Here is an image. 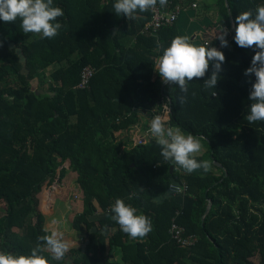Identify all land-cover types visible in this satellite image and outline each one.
<instances>
[{
  "label": "trees",
  "instance_id": "1",
  "mask_svg": "<svg viewBox=\"0 0 264 264\" xmlns=\"http://www.w3.org/2000/svg\"><path fill=\"white\" fill-rule=\"evenodd\" d=\"M115 2L53 0L64 15L51 39L24 33L19 17L0 21V252L28 256L38 237L58 231L69 251L56 261L44 249L39 254L49 264H64L69 254L78 255L74 264H264V121L246 120L255 76L244 75L256 50L234 38L222 47L217 39L222 27L228 39L236 16L255 14L264 0H216L222 27L209 26L204 45L225 56L220 79L205 89L210 65L187 92L155 71L163 49L180 36L178 19L150 34L144 31L150 10L127 19L114 13ZM86 66L94 72L80 88ZM157 115L166 127L203 137L206 153L194 158L212 162L207 173L180 175L152 135L131 140L135 126L143 134ZM67 175L83 202L70 220L71 205L59 198ZM172 181L179 191H170ZM118 198L151 220L144 239H132L111 219ZM97 210L106 215L94 219ZM172 221L182 238L195 237L192 245L171 235ZM107 246L118 257L105 259Z\"/></svg>",
  "mask_w": 264,
  "mask_h": 264
},
{
  "label": "clouds",
  "instance_id": "2",
  "mask_svg": "<svg viewBox=\"0 0 264 264\" xmlns=\"http://www.w3.org/2000/svg\"><path fill=\"white\" fill-rule=\"evenodd\" d=\"M157 4L166 7L168 0H116L113 9L117 16L134 19L138 11L147 12L156 8ZM63 15V9L53 6V0H0V21L12 23L19 17L24 33L38 34L41 38L51 39L58 35L62 24L57 22V18ZM235 24V43L241 48L256 50L250 67L244 72L246 77L255 76L249 94L252 103L246 116L248 123L252 124L264 121V5L257 6L255 14L252 11L240 13L235 18ZM227 35V29L223 28L217 36L222 47L229 46ZM157 47H161L159 41ZM224 61L223 52L217 48L197 47L190 43L188 37L176 36L157 58L155 71L164 84L176 85L182 92H187L188 82L194 78H205L211 65V75L203 82L205 89H213L220 79ZM184 101L185 97L181 96L179 102L183 104ZM150 134L161 147V156L165 161L178 165L189 174L201 169L207 173L211 169L210 160L198 161L194 158V154L203 149V137L191 133L186 135L178 126L166 127L165 119L160 115L151 120ZM111 212V219L132 239L146 237L152 231L151 220L143 214H136L137 210L122 199L115 200ZM69 247L60 232L52 231L38 237L37 245L28 256L0 252V264H49L40 252L47 249L53 260L60 261Z\"/></svg>",
  "mask_w": 264,
  "mask_h": 264
},
{
  "label": "crops",
  "instance_id": "3",
  "mask_svg": "<svg viewBox=\"0 0 264 264\" xmlns=\"http://www.w3.org/2000/svg\"><path fill=\"white\" fill-rule=\"evenodd\" d=\"M200 1H204V6L200 5ZM197 8L193 9L191 6H186L183 11L181 12L178 21L176 23L178 31L180 36H186L188 37L190 43H192L194 46H203L204 40H206L205 36H209V26L216 24L218 27L221 26V20L222 16L220 15L218 11V6L216 4V0H197ZM224 27H222L223 29ZM147 118H143L141 120V124L146 122ZM202 143V142H201ZM203 145V144H202ZM206 153V148L203 145V149L201 152L194 154V157H201ZM180 175L189 174L182 168H178ZM191 174H201L203 175V170H197L194 173ZM78 195L79 200H73L71 198H67V202L71 205V211L70 213H73L72 216L75 214L81 212L83 210V202L82 198L79 193L76 192ZM76 194H74V198H76ZM64 200V199H63ZM77 202L76 207L72 205V202ZM106 215V211L97 210L93 214L94 219H101ZM72 216L69 218V215L67 217L68 220L72 218ZM140 240L144 239L139 238ZM83 246V245H82ZM85 248V247H84ZM84 251V249H82ZM119 251L117 249H110L109 246H107L106 251L104 253L105 259H114L118 257ZM75 254H69L68 258L65 260L64 264H74L73 260L76 258Z\"/></svg>",
  "mask_w": 264,
  "mask_h": 264
},
{
  "label": "built area",
  "instance_id": "4",
  "mask_svg": "<svg viewBox=\"0 0 264 264\" xmlns=\"http://www.w3.org/2000/svg\"><path fill=\"white\" fill-rule=\"evenodd\" d=\"M170 4L171 3L168 2L166 7H160L159 4H157L156 8L150 9L151 19L144 28L145 32L154 34L162 26L168 24L171 25L177 21L181 10H183L184 8L179 5L171 7ZM192 7H196V4L193 3ZM205 44L207 45V42H205ZM93 72L94 69L92 66L84 67L82 70V79L78 87H86V84L88 83L89 78L91 77ZM150 136V126L144 130L143 134H140V129L135 126L131 140H140L139 142H145ZM173 187H175L174 191L180 190L179 186L174 185ZM169 232L178 242H181L182 244L192 245L195 242V237L193 235H188L186 238L181 237L183 228L179 226L175 221H172Z\"/></svg>",
  "mask_w": 264,
  "mask_h": 264
},
{
  "label": "water",
  "instance_id": "5",
  "mask_svg": "<svg viewBox=\"0 0 264 264\" xmlns=\"http://www.w3.org/2000/svg\"><path fill=\"white\" fill-rule=\"evenodd\" d=\"M226 6H228L227 2H226ZM228 14H229V16H230V11H229V9H228ZM231 22H232V20H231ZM232 30H233L232 35L227 39V41H230V40L233 39L234 36H235V27H234L233 22H232ZM13 46H14V44L11 43V44H10V47L12 48ZM16 52L18 53L19 61L22 63V72L25 73V74H27V69H26V67H25V57H23L22 52H21L20 49H17ZM36 92H40V93L42 92V93H43L44 91L41 90V89H39V90L36 91ZM216 164H217L219 167L222 168V165H221V164H219V163H216ZM174 185H178V183L175 182V181H172V185H171V187H170V191H174V190H175V187H173ZM210 206H211V203L209 202L208 205H207V208H206L205 215L208 213V211H209V209H210ZM95 229H96V228L93 227V230H94V231H95ZM115 230H116V229H115ZM111 232H112V230H105V231H103L104 234H110ZM85 244H86V243H85ZM85 244L82 246V249H84Z\"/></svg>",
  "mask_w": 264,
  "mask_h": 264
},
{
  "label": "rangeland",
  "instance_id": "6",
  "mask_svg": "<svg viewBox=\"0 0 264 264\" xmlns=\"http://www.w3.org/2000/svg\"><path fill=\"white\" fill-rule=\"evenodd\" d=\"M35 84V82H34ZM65 181V189L63 190V193L59 196V198L67 200V198H71L73 200H79L78 195L75 192L74 186L72 184V177L67 175L64 179ZM74 194H76V198H74ZM72 205L76 207L77 202H72ZM73 215V213H69V218ZM257 261V259H255Z\"/></svg>",
  "mask_w": 264,
  "mask_h": 264
}]
</instances>
